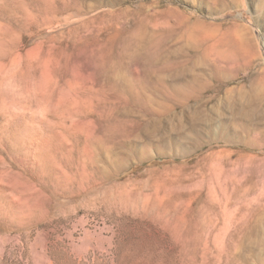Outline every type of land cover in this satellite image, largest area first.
I'll return each instance as SVG.
<instances>
[{
  "label": "rangeland",
  "instance_id": "374dc122",
  "mask_svg": "<svg viewBox=\"0 0 264 264\" xmlns=\"http://www.w3.org/2000/svg\"><path fill=\"white\" fill-rule=\"evenodd\" d=\"M222 1L0 0V264H264V0Z\"/></svg>",
  "mask_w": 264,
  "mask_h": 264
},
{
  "label": "bare ground",
  "instance_id": "6f19581e",
  "mask_svg": "<svg viewBox=\"0 0 264 264\" xmlns=\"http://www.w3.org/2000/svg\"><path fill=\"white\" fill-rule=\"evenodd\" d=\"M221 5H222V9L225 10V9H228L230 8L231 6H229V4H226V3H223V1L221 0ZM262 94V92H261ZM264 96V95H263ZM255 100V99H254ZM245 112V111H244Z\"/></svg>",
  "mask_w": 264,
  "mask_h": 264
}]
</instances>
